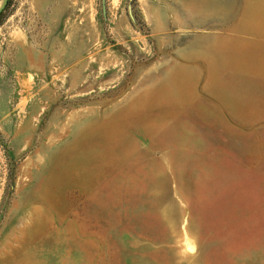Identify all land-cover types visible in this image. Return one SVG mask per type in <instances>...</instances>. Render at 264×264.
<instances>
[{"label":"rangeland","instance_id":"374dc122","mask_svg":"<svg viewBox=\"0 0 264 264\" xmlns=\"http://www.w3.org/2000/svg\"><path fill=\"white\" fill-rule=\"evenodd\" d=\"M0 264H264V0H11Z\"/></svg>","mask_w":264,"mask_h":264},{"label":"crops","instance_id":"0c3cea01","mask_svg":"<svg viewBox=\"0 0 264 264\" xmlns=\"http://www.w3.org/2000/svg\"><path fill=\"white\" fill-rule=\"evenodd\" d=\"M210 50H211L210 60L209 58L204 59L203 55L200 54L201 50L199 49H197L195 54L193 55H192V51H190L186 60L188 62V65L191 66L193 65L198 66L199 64H203L204 66H211V68L209 69L210 70L209 73H207V70H205L206 72L205 77H211V76L217 77V75H214V73L212 72V64L215 63V60H217V62L219 64H222L224 66V69L227 70L229 57H230L229 50L228 48L223 49V53H221L217 45L212 46ZM230 55H231V60L233 61L232 62L233 73H231V75L229 76V74H227V72L225 71L224 73H220L219 77H263L262 74H260V71H258L259 69L258 64H256L258 62L257 61L258 58L252 55L251 51L250 52H248V50L243 51L242 49H237L236 51L235 49H232ZM245 55H247V57ZM244 58L246 60H244ZM255 60L256 62L254 64H250L253 63V61ZM249 69L255 72H250V73L244 72L245 70L249 71Z\"/></svg>","mask_w":264,"mask_h":264},{"label":"trees","instance_id":"16d2710c","mask_svg":"<svg viewBox=\"0 0 264 264\" xmlns=\"http://www.w3.org/2000/svg\"><path fill=\"white\" fill-rule=\"evenodd\" d=\"M0 2H1V0H0ZM10 4H11V0H8V3H7V5H6V7H5L4 10L0 13V21H1V19L3 18L4 13H5V11L7 10V8L9 7Z\"/></svg>","mask_w":264,"mask_h":264},{"label":"water","instance_id":"95a60500","mask_svg":"<svg viewBox=\"0 0 264 264\" xmlns=\"http://www.w3.org/2000/svg\"><path fill=\"white\" fill-rule=\"evenodd\" d=\"M8 3V0H2V3L0 4V13L4 10Z\"/></svg>","mask_w":264,"mask_h":264}]
</instances>
